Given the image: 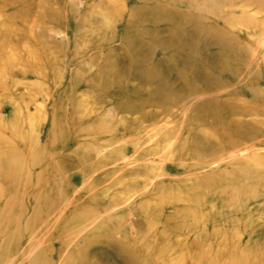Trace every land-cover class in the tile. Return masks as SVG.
Instances as JSON below:
<instances>
[{
	"label": "rangeland",
	"instance_id": "1",
	"mask_svg": "<svg viewBox=\"0 0 264 264\" xmlns=\"http://www.w3.org/2000/svg\"><path fill=\"white\" fill-rule=\"evenodd\" d=\"M0 264H264V0H0Z\"/></svg>",
	"mask_w": 264,
	"mask_h": 264
},
{
	"label": "bare ground",
	"instance_id": "2",
	"mask_svg": "<svg viewBox=\"0 0 264 264\" xmlns=\"http://www.w3.org/2000/svg\"><path fill=\"white\" fill-rule=\"evenodd\" d=\"M190 98H192L191 95L188 96V97H186V98L183 97V100H184V101L182 102L183 104H182V106H180V108L183 107V106H186V104H187L186 102H188V101L190 100ZM178 107H179V106H178ZM183 108H184V107H183ZM192 108H194V106H192ZM190 109H191V108H190Z\"/></svg>",
	"mask_w": 264,
	"mask_h": 264
}]
</instances>
